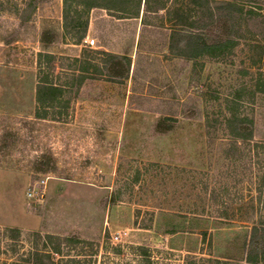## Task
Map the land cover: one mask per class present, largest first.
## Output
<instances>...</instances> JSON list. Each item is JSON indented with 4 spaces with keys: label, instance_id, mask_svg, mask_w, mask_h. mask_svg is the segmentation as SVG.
<instances>
[{
    "label": "rangeland",
    "instance_id": "374dc122",
    "mask_svg": "<svg viewBox=\"0 0 264 264\" xmlns=\"http://www.w3.org/2000/svg\"><path fill=\"white\" fill-rule=\"evenodd\" d=\"M62 15L63 0H0V264H250L264 37L244 31L224 55L190 61L166 15L145 26L94 9L81 45ZM40 53L65 86L46 119ZM80 57L96 67L78 88ZM229 112L253 122L252 140L230 137Z\"/></svg>",
    "mask_w": 264,
    "mask_h": 264
},
{
    "label": "trees",
    "instance_id": "16d2710c",
    "mask_svg": "<svg viewBox=\"0 0 264 264\" xmlns=\"http://www.w3.org/2000/svg\"><path fill=\"white\" fill-rule=\"evenodd\" d=\"M182 6L173 0H63V27L71 31L75 44L81 45L89 30V13L94 9L115 13L119 17L142 18L146 26V18L155 15L168 17L172 41L176 35H181L178 43L179 55L187 60L196 61L202 57H219L231 51L243 38L244 31L252 37H264V14L259 7V0H186ZM86 20L83 21V17ZM171 16H173L171 18ZM263 49V48H262ZM86 52V51H85ZM84 57V56H83ZM83 57L76 58L79 68L73 72L78 77V88L85 81V74L91 62L84 61ZM116 57V56H113ZM56 57L50 53H40L38 57L37 73V104L36 116L46 119L49 109L61 104L65 86L54 83V61ZM130 63V61H129ZM106 67V66H105ZM127 74L130 64L127 65ZM75 74H77L75 76ZM257 91L264 93V78L256 83ZM231 103V101L229 102ZM40 107L44 109L41 114ZM226 125L230 137L238 141H250L253 138V122L248 117L229 112ZM261 201V199L259 198ZM263 203L264 206V202ZM264 239V216L252 227L247 262H259L258 248L260 240ZM264 259V251L262 255ZM16 264H30L17 262Z\"/></svg>",
    "mask_w": 264,
    "mask_h": 264
},
{
    "label": "built area",
    "instance_id": "2783aa9c",
    "mask_svg": "<svg viewBox=\"0 0 264 264\" xmlns=\"http://www.w3.org/2000/svg\"><path fill=\"white\" fill-rule=\"evenodd\" d=\"M93 43V42H92ZM34 195V192H32L31 194H30V196H33ZM41 197H43V195L41 194ZM119 235V237H121V234H118ZM119 237H115V239L118 241V239H119Z\"/></svg>",
    "mask_w": 264,
    "mask_h": 264
}]
</instances>
